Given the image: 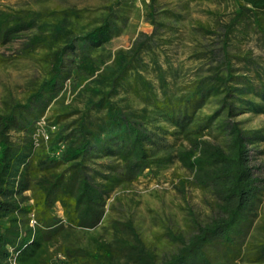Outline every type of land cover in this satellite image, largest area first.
Here are the masks:
<instances>
[{
    "label": "trees",
    "instance_id": "trees-1",
    "mask_svg": "<svg viewBox=\"0 0 264 264\" xmlns=\"http://www.w3.org/2000/svg\"><path fill=\"white\" fill-rule=\"evenodd\" d=\"M126 2L112 1L94 25L79 30L66 25L82 17L75 9L0 11V44L25 39L23 52L45 50L47 64L25 101L0 111V264L12 257L17 264H57L58 254L67 264L264 263V238L254 247L246 241L264 201V176L252 161L264 127L238 120L264 114V79L235 68L236 57L226 51L246 26L264 48V0H234L223 26L225 71L177 91L154 50L155 33L99 54L122 33ZM146 20L154 31L163 27L156 0L146 4ZM238 59L251 65L248 57ZM51 104L59 106L48 119L56 130L35 148V123ZM175 162L189 174L179 179L180 193L191 185L212 197L207 220L190 212V235L167 233L175 252L159 257L130 221L115 222L109 240L91 236L80 245L77 231L103 223L118 188Z\"/></svg>",
    "mask_w": 264,
    "mask_h": 264
},
{
    "label": "rangeland",
    "instance_id": "rangeland-1",
    "mask_svg": "<svg viewBox=\"0 0 264 264\" xmlns=\"http://www.w3.org/2000/svg\"><path fill=\"white\" fill-rule=\"evenodd\" d=\"M114 0H0L1 10L33 9L82 11L80 19L70 18L68 27L82 29L94 25L106 6ZM127 21L122 33L114 37L99 54L113 55L120 49H128L140 33H155L153 46L173 89H184L191 81L202 75L225 71L223 26L229 22L236 5L234 0H156V16L163 27L154 31L146 20V4L151 0H125ZM212 30L207 34L199 27ZM25 39L1 45L0 58V111L6 103L24 102L28 94L45 77V50L32 54L23 52ZM226 51L232 57L235 68L248 67L251 75L260 73L264 79V48L260 36L253 27L239 29L230 37ZM248 57L247 61L238 58ZM108 58V57H106ZM109 60V59H107ZM69 102V100L67 101ZM51 104L39 118H51ZM207 111L210 109H206ZM38 118V119H39ZM37 119V120H38ZM245 121L246 128L264 127V114H246L238 118ZM20 134L12 132L17 140ZM253 164L264 176V143L252 151ZM189 174L177 162L163 169L146 171L136 182L118 188L108 199L103 223L89 231H77L80 245H89L91 236L109 240L113 236L115 222H132L144 241L159 257L175 252L178 244L168 237L173 231L190 235L194 230L190 212L203 222L211 215L212 197L208 191L189 185L183 193L178 191L179 179ZM264 238V201L259 215L246 239L251 246ZM252 248V247H251ZM237 264H253L247 258ZM264 264V263H262Z\"/></svg>",
    "mask_w": 264,
    "mask_h": 264
},
{
    "label": "built area",
    "instance_id": "built-area-1",
    "mask_svg": "<svg viewBox=\"0 0 264 264\" xmlns=\"http://www.w3.org/2000/svg\"><path fill=\"white\" fill-rule=\"evenodd\" d=\"M55 130H56V126L51 125L50 121L48 120L46 116L39 118L35 123V129L32 134V140H33L35 148H38L40 144H42L43 142H47L49 139V134L51 132H54ZM30 225L32 227H34L35 225L33 214L31 215ZM56 262L57 264H67V260L62 254H58L56 256ZM9 264H17L16 258L15 257L10 258Z\"/></svg>",
    "mask_w": 264,
    "mask_h": 264
}]
</instances>
